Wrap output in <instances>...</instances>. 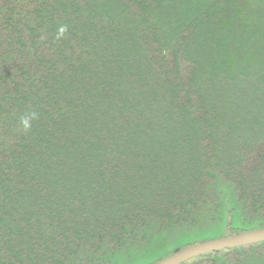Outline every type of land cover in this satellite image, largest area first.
<instances>
[{
    "label": "trees",
    "instance_id": "obj_1",
    "mask_svg": "<svg viewBox=\"0 0 264 264\" xmlns=\"http://www.w3.org/2000/svg\"><path fill=\"white\" fill-rule=\"evenodd\" d=\"M260 229L264 0H0V264ZM180 264H264V239Z\"/></svg>",
    "mask_w": 264,
    "mask_h": 264
},
{
    "label": "water",
    "instance_id": "obj_2",
    "mask_svg": "<svg viewBox=\"0 0 264 264\" xmlns=\"http://www.w3.org/2000/svg\"><path fill=\"white\" fill-rule=\"evenodd\" d=\"M262 239H264V229L249 231L248 233L232 235L221 239H215L207 241V243H202L186 248L156 264H180L193 257L206 254L209 251L225 249L237 245H245L248 244V242L258 241Z\"/></svg>",
    "mask_w": 264,
    "mask_h": 264
},
{
    "label": "clouds",
    "instance_id": "obj_3",
    "mask_svg": "<svg viewBox=\"0 0 264 264\" xmlns=\"http://www.w3.org/2000/svg\"><path fill=\"white\" fill-rule=\"evenodd\" d=\"M67 30V26H62L60 29H59V32H58V37L59 38L60 36H62L64 34V32ZM36 118V114L33 113L31 115V119H35ZM22 123L24 124V127L27 129L30 127V122H29V118H25Z\"/></svg>",
    "mask_w": 264,
    "mask_h": 264
}]
</instances>
